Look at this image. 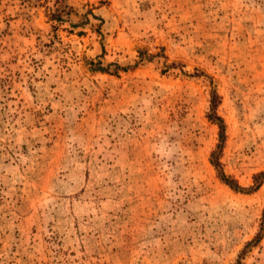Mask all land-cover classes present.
Masks as SVG:
<instances>
[{
    "label": "rangeland",
    "instance_id": "obj_1",
    "mask_svg": "<svg viewBox=\"0 0 264 264\" xmlns=\"http://www.w3.org/2000/svg\"><path fill=\"white\" fill-rule=\"evenodd\" d=\"M212 93L252 187L264 0H0V264H264Z\"/></svg>",
    "mask_w": 264,
    "mask_h": 264
},
{
    "label": "trees",
    "instance_id": "obj_2",
    "mask_svg": "<svg viewBox=\"0 0 264 264\" xmlns=\"http://www.w3.org/2000/svg\"><path fill=\"white\" fill-rule=\"evenodd\" d=\"M61 6H58L56 8L55 11L49 13L50 15V19L53 21L59 20L60 16H61ZM95 72H102L105 73L107 72L105 69H103L102 67H97L94 69ZM219 104V97L216 93H212L211 94V100H210V111L207 115V118L214 123L217 127H218V131H219V143L216 147V150H214L211 153V165L215 168V170L217 171V175L219 177V179L226 185L228 186L231 190L235 191V192H239V193H252L256 190H258L261 185L263 184V179H264V172L258 173L256 175H254L253 177V181H254V185L252 187L249 188H242L238 185V183L232 179H230L229 177L225 176V174L223 173V171L221 170L220 167V162H219V157L218 154L222 148V144L224 142V132H225V125L223 120L221 119V117H219L216 113V109L218 107ZM263 222H264V218H263ZM259 237H257L254 242H250L247 244V247L252 245L253 243H256L258 241Z\"/></svg>",
    "mask_w": 264,
    "mask_h": 264
}]
</instances>
